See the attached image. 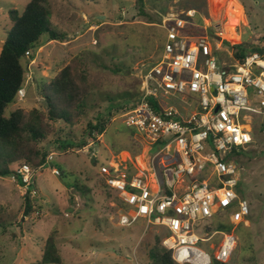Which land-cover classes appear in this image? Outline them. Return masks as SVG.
Wrapping results in <instances>:
<instances>
[{
	"label": "rangeland",
	"instance_id": "obj_1",
	"mask_svg": "<svg viewBox=\"0 0 264 264\" xmlns=\"http://www.w3.org/2000/svg\"><path fill=\"white\" fill-rule=\"evenodd\" d=\"M29 1L0 0V50L11 28L9 10L23 11ZM185 1L146 0L142 13L137 0H49L51 28L63 39L51 42L47 34L42 36L40 48L33 52V79L24 85L26 96L23 101L16 98L6 109V116L19 108L47 112L42 85L49 84L75 57L81 59L93 89L77 125L53 123L55 130L45 147L54 160L49 162L47 157L42 167L34 169L33 212L25 214L26 196L12 181V175L0 177V216L4 218L0 226V264H38L49 236L55 239L61 264H150L148 252L155 236L166 235V231L147 228L144 219L131 226L119 225L123 204L98 170L111 160L118 167L125 163L132 167L136 157L146 160V155L156 153L157 149L148 153L150 144L144 134L128 127L121 114L123 107L139 99L141 75L161 59L165 42L163 15L171 10H191L185 8ZM206 1L207 17L195 10L198 25L211 32L213 26L228 25L230 20L240 41L233 39L234 45L247 42L264 48V0ZM200 30L195 32H204ZM24 62L27 67L29 60ZM221 62V69L237 64L226 45ZM42 69H51L47 77L42 75ZM242 114L252 119L249 126L254 142L228 155L243 168L237 193L240 200L248 203L250 214L237 221L230 217L235 207L217 211L199 223L202 240L197 246L210 255L212 264H221L216 254L225 235L237 240L228 264H264V115L246 111ZM97 122L105 125L101 140L98 130H89V123ZM60 138L72 141L76 147L58 149L55 142ZM139 163L144 164L141 159ZM140 164L136 163L142 170ZM0 168H4L3 163ZM55 168L60 176L54 175ZM186 180L193 182L190 177Z\"/></svg>",
	"mask_w": 264,
	"mask_h": 264
},
{
	"label": "built area",
	"instance_id": "obj_2",
	"mask_svg": "<svg viewBox=\"0 0 264 264\" xmlns=\"http://www.w3.org/2000/svg\"><path fill=\"white\" fill-rule=\"evenodd\" d=\"M196 14L171 10L163 15L161 59L141 75L139 99L121 114L128 127L144 134L149 151L157 149L156 153L148 156L142 170L118 167L113 161L98 170L124 205L119 225L144 219L147 228L165 230L162 246L173 253L177 264H212L210 255L197 246L202 240L197 229L201 221L235 207L230 217L242 221L249 216L248 203L237 193L243 168L228 154L254 141L252 119L242 112L264 115V56L254 52L236 60L234 67L221 69L224 45L234 54L238 30L229 32L228 25L217 24L209 32L194 21ZM198 28L204 32L193 34ZM32 55L33 51L26 53V82L33 79ZM25 96L23 86L16 98L23 101ZM52 160L53 154L48 156ZM34 173L24 163L11 176L31 198L36 195ZM53 173L60 176L56 168ZM236 246V238L225 235L218 261L229 262Z\"/></svg>",
	"mask_w": 264,
	"mask_h": 264
},
{
	"label": "trees",
	"instance_id": "obj_3",
	"mask_svg": "<svg viewBox=\"0 0 264 264\" xmlns=\"http://www.w3.org/2000/svg\"><path fill=\"white\" fill-rule=\"evenodd\" d=\"M48 2L49 0H30L23 11L9 10L11 28L0 52V164L4 165V168H0V177L12 175L16 168L24 163L34 169L42 167L49 154L45 142L55 130L53 123L77 125L85 114L84 103L93 89L86 77L81 59L75 57L55 75L49 84L42 85L41 95L48 107L47 112L19 108L10 116H6V109L16 101L18 91L26 82L27 69L24 62L26 53L35 52L40 48L41 38L45 34L49 36L50 41L63 39L62 34L51 28ZM137 5L144 13L146 0H137ZM184 5L186 9H194L208 16L206 0H186ZM163 47L164 45L161 51ZM232 48L233 56L237 61H241L254 52L264 56V48L251 43L242 42ZM34 59L32 55L31 60ZM133 105L123 109H129ZM89 130H98L100 134H103L105 125L99 122L89 123ZM55 143L58 149L75 146L72 141H66L63 138ZM12 165L15 166L12 167ZM32 204V198L26 196V215L34 211ZM3 222L4 218L0 216V226ZM164 236V233L155 236L154 245L148 252L150 264H177L173 259V253L162 246ZM61 262L55 239L49 236L38 264H61Z\"/></svg>",
	"mask_w": 264,
	"mask_h": 264
},
{
	"label": "crops",
	"instance_id": "obj_4",
	"mask_svg": "<svg viewBox=\"0 0 264 264\" xmlns=\"http://www.w3.org/2000/svg\"><path fill=\"white\" fill-rule=\"evenodd\" d=\"M27 4H28V2H26ZM26 4V5H27ZM11 24V23H10ZM51 42H53V41H51ZM3 43H4V39L2 40V42H1V49H2V46H3ZM0 52H1V50H0ZM35 62H36V59L34 60ZM51 70V69H50ZM50 70H41V72H42V75L44 76V77H47L48 76V71H50ZM105 133V132H104ZM104 133L103 134H101V136L99 137V139L98 140H101V137H103L104 136ZM254 142V141H253ZM92 143H90L89 144V146L91 145ZM252 144V143H251ZM148 150V153H149V148L147 149ZM136 159V163H138L139 164V160L141 159L142 160V162L144 163V161H147L148 160V156L146 155V160H145V158L144 159H142V157H140V156H138V157H136L135 158ZM111 161H113V160H111ZM130 161H133V159H130ZM127 163L129 162V161H126ZM133 163V162H132ZM136 163H133V167L136 169V170H140L139 168H138V166L136 165ZM125 165H126V163H125Z\"/></svg>",
	"mask_w": 264,
	"mask_h": 264
},
{
	"label": "bare ground",
	"instance_id": "obj_5",
	"mask_svg": "<svg viewBox=\"0 0 264 264\" xmlns=\"http://www.w3.org/2000/svg\"><path fill=\"white\" fill-rule=\"evenodd\" d=\"M230 24V25H229ZM229 24H228V31L229 32H232V31H234L235 30V27L236 26H234L233 24H232V22L229 20ZM235 38H234V41L235 42H239V38L237 37V36H234ZM140 164V163H139ZM141 166H142V168H145V165L144 164H140Z\"/></svg>",
	"mask_w": 264,
	"mask_h": 264
}]
</instances>
